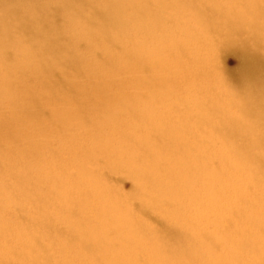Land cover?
<instances>
[{
	"label": "bare ground",
	"instance_id": "obj_1",
	"mask_svg": "<svg viewBox=\"0 0 264 264\" xmlns=\"http://www.w3.org/2000/svg\"><path fill=\"white\" fill-rule=\"evenodd\" d=\"M41 1L48 4H37L35 7L22 2L15 7L0 5L3 15L19 16L0 18V67L4 68L0 85L10 86L12 77L20 74L15 69L11 70L13 62L20 68L33 64L42 69L46 82L42 84L39 96H28L26 102L19 107L26 123L42 127L47 124L54 126L58 133L71 136L76 147L79 140L90 137L94 131L103 136L97 143L92 144L88 151L83 152L82 159L75 160L74 163L77 168L74 175L87 185V190L80 191L79 202L72 203L66 199L58 204L63 217L75 223L63 219V222L70 225L69 231L62 233L68 237L66 246L73 247H70L71 261L74 264H118L115 259L108 261L107 256L117 257V253L121 251L125 255V264H264V209L257 212L252 221L248 222V225L256 227L250 232L253 242L247 247L239 246L235 242L215 243L203 237L202 246L195 244L198 249L181 251V246L192 244L189 239L194 227L188 221L181 224V212L171 215L173 220L169 228H166V224L160 219L164 207L171 202L179 203L183 200L179 189L185 187V182H205L213 176L214 180L217 179L216 173L204 172L207 168L203 167L206 160L215 159L221 163L230 161L232 169L237 173L250 169L256 175L264 177V124L261 122V106L264 104L262 0H239L242 7L252 10L247 19L243 14L233 15L225 12L223 8H207L205 2H212L211 0H162L166 8L175 10V14L183 13V9L192 14L193 25L183 24L181 33L191 48L184 49V46L178 44L169 56L165 65L170 63L171 58V77L165 92L167 99L171 100L173 97L184 105L181 114L168 116L170 120L174 121L178 116H182L188 123L195 125L190 131L183 132L181 124L170 122L172 126H180L181 130L162 131L156 136L148 133L145 139V142L164 145L145 146L143 141L138 140L129 147H115L117 143L111 136L106 137L105 131L110 125L116 127L119 117H133L130 114L135 112L132 111L134 103L121 93H112L110 83L100 89L99 86L93 89V98L80 94L73 80L72 83L70 80H57L53 71L55 68L71 69L74 77L83 74L87 76L85 71H89L90 66L70 40V34L84 27V35H98L109 43L111 38L107 31L114 32L131 26L133 32L139 33L141 0ZM199 2L201 3L198 4ZM227 4L229 3H225ZM126 7H130L128 14L124 13ZM143 9L145 24H150V18L154 15L157 19V14L146 3H143ZM34 13L50 14L53 17H27ZM159 15V21H162L166 12ZM224 15H227V18ZM62 19H67L66 25L61 24ZM173 19L169 17L166 22H172ZM159 21L156 23H160ZM244 31L247 32V40L242 44ZM218 46L223 48L224 52L232 51L238 54L239 79L233 82L237 91L236 108L232 101L229 104L231 109L236 110L234 114L228 113L229 110L223 105L227 101L225 96L218 95L219 97L204 100L205 98L200 96L202 91L198 90L199 85H194L195 89L189 87V80L197 82L204 79L203 75L193 70V65L210 64L213 52ZM152 60L153 58L149 57L146 61L148 68H152L153 63H149ZM123 61L125 66L117 78L122 87L133 92L128 93L130 96L139 98L140 46L135 48L133 53L125 47ZM178 79L180 93L176 87ZM145 81L149 83L151 76ZM147 85L149 88L146 92L149 96L146 97L153 100L157 95H154L152 85ZM200 98L203 101H200ZM5 100L13 101L9 96H6ZM44 101L53 102L50 110ZM9 107L12 108V105ZM196 110L207 113L200 112L195 116ZM101 114H106L107 117L104 118ZM93 119H96V122ZM148 124L152 125L150 122ZM196 132H199L197 136L200 137L195 136ZM215 134H221L225 142L218 151L213 152L205 146V141ZM124 138L136 140L133 136L125 135ZM31 148H34V144ZM198 151L203 158L194 156ZM255 151H260L261 154L255 155ZM198 161L203 169L200 174L198 170L194 173L195 163ZM97 165L104 166L113 176H120L119 179L123 180L125 177L132 180L133 184L129 185L128 191L120 187L123 191L118 194V199L116 195L111 196L107 192L98 195L93 191L96 190L98 181L90 179L94 178L92 170ZM204 194L210 198L216 194V190L209 187ZM90 202L97 205L91 222L76 224L75 219L87 209ZM132 203L134 204L131 209ZM235 215L234 213L233 216ZM128 216L135 219L147 218V222L155 230L146 232L134 223L127 224L125 219ZM192 216L203 218L199 213ZM235 219L240 220L237 215ZM107 221L110 224L106 227L104 222ZM124 230L127 231L126 234ZM130 235L135 236V239H143L144 245L139 246L130 239ZM231 236L232 231L229 230V237ZM202 254L204 257L211 254L213 259L201 261L199 255ZM235 254L236 258L233 257ZM29 264H36V261L32 260Z\"/></svg>",
	"mask_w": 264,
	"mask_h": 264
},
{
	"label": "rangeland",
	"instance_id": "obj_2",
	"mask_svg": "<svg viewBox=\"0 0 264 264\" xmlns=\"http://www.w3.org/2000/svg\"><path fill=\"white\" fill-rule=\"evenodd\" d=\"M211 1L213 3L205 2L207 8H223L225 12L233 15L243 14L245 19L249 18L248 14L252 11L242 7L239 0ZM20 2L31 4L32 7L37 4H48L41 0H0V5L2 4V7L14 5L15 7ZM143 3H146L157 14V19L155 15L150 18V24H145ZM225 3L229 4L225 5ZM140 4L142 9L139 33L133 32L131 26H126L123 30L117 29L114 32L107 31L111 38L110 42L113 44L98 35L91 37L84 35V27H80L77 32L70 34V40L90 66V70L85 71L87 76L83 74L74 77L71 69L55 68L53 71L57 80H70L71 83L73 80L77 92L80 94H86L93 98L95 93L92 92L93 89L98 86L100 89L110 83L112 93H121L127 100L134 103L132 111L135 110V112L130 114L133 117L121 116L116 127L110 125L105 131L106 137L111 136V139L117 143L114 145L115 147L119 145L129 147L131 143L138 140L143 141L145 146H161L164 144L145 142L148 133L156 136L162 131L181 130L180 126H176L178 124L182 125V130L185 132L186 130L190 131V128L195 125V123H188L182 116H178L174 121L170 120L168 116L181 114L184 105L182 102L175 101L173 97L171 100L167 99L165 92L171 77V58L170 63L165 65L169 56L174 52L176 46H179L178 44L184 46V49L191 48L186 44L181 33L183 24L193 25L192 14L186 9L182 10L183 13L175 14V10L166 8L162 0H141ZM261 4H264V0L261 1ZM129 8H125V14L130 13ZM1 10L0 18L1 16L19 17L3 15ZM165 12L164 18L162 19V16V21H159V13L165 14ZM43 13H34L27 17L44 19L53 17ZM169 17L174 18L172 22H166L169 21ZM66 21L67 19H62L61 24L66 25ZM157 21L160 23H156ZM146 32L151 35L148 36ZM246 34L247 32L244 31L242 44L247 40ZM138 46H140L139 98L130 96L128 93L133 92L122 87L117 78L125 66L124 61L122 62L123 49L126 47L130 53H133V50ZM222 49L219 46L215 48L210 64L202 66L196 63L193 65V70L199 75H203L204 79L197 82L189 80L191 81L189 87L195 89L194 85H199L198 90L202 91L200 96L205 98L204 100L216 98L218 95L225 96L227 101L223 105L229 110L228 113L234 114L236 110L231 109L229 104L232 101L236 108L237 96L235 95L237 91L233 87V82L239 79L240 64L237 53L224 52ZM149 57L153 58L149 62L153 63L152 68H148L146 65ZM120 62L121 65H119ZM3 69L0 67V79L4 75ZM14 69L20 74L12 77V84L10 86L0 85V264H29L32 260L36 261V264H74L71 261L70 249L73 247L66 246L68 237L62 233L69 231L70 225L63 222V219L68 221L69 219L63 217L58 209V204L66 199L72 203L79 202L80 191L87 190V185L74 175L77 170L74 163L75 160L82 159L83 152L88 151L91 145L97 143L103 136L94 131L90 137L79 140L76 147L71 136L58 133L54 126L47 124L46 127H42L38 124L26 123L19 107L26 102L28 96H39L42 84L46 80L42 69L33 64L20 68L13 62L11 70ZM149 75L151 81L147 83L145 79ZM178 81L180 79L176 81V87L180 93L181 88ZM147 84L152 85L151 89L154 95H157L153 100L146 97L149 96ZM6 96L11 97L13 101H6ZM200 101L203 99L200 98ZM11 105L12 108L9 107ZM46 105L50 110L53 102H46ZM200 112L207 113V111L196 110L194 115L197 116ZM209 112L212 114L211 109ZM100 116L107 117L106 114ZM93 121L96 122V119ZM148 122L152 125H149ZM170 122H175L176 125L172 126ZM204 130L205 128L202 129V132ZM198 133L196 132L195 136ZM125 135L133 136L136 140L126 139ZM224 142L221 134H215L205 141V146L215 152L221 148ZM32 144H34L33 149L31 148ZM227 144L229 146V143ZM255 152V155L261 154L260 151ZM194 156L198 159L203 158L200 151ZM199 161L195 163L194 173L198 170L200 174V170L203 171V169ZM205 166L207 168L204 172L216 173L217 179L214 180L213 176L205 182L200 180L185 182V187L179 189L183 200L179 203L171 202L164 207V211L160 213L162 215L160 219L166 224V228H169L173 220L171 215L181 212V224L188 221L194 227L190 237L192 240L189 239L192 244L181 246V251L190 252L198 249L195 244L202 246L204 244L201 240L203 237H207L204 239L215 241V243L224 241L235 242L239 246L251 245L253 239L250 238V232L256 226H250L248 222L252 221L257 212L264 209V177L256 175L250 169H243L237 173L232 169L230 161L221 163L218 160L209 159L206 160L203 167ZM92 175L94 178H89L98 181L96 190L93 191L100 196L107 192L111 196L116 195V199H118L120 191H128L129 185L133 184L132 180L125 179V177L122 180L119 179L120 176L111 175L101 165H97L92 170ZM262 175L264 176V173ZM209 187L214 188L216 194L207 198L204 193ZM96 208V203L90 202L87 209L75 219L76 224L91 222L90 219ZM194 213H199L203 218L193 217ZM234 213L239 217V221L235 219L236 215L233 216ZM202 219L203 221H201ZM125 220L127 224L134 223L146 232L155 230L145 217L135 219L133 216H128ZM242 220L246 222H241ZM104 224L107 227L110 223L107 221ZM229 230L232 231L231 237H229ZM124 233L126 234L127 231L124 230ZM130 239L139 246L144 245V240L140 237L135 239V236L130 235ZM151 245L154 246L152 242ZM117 254V257L108 255L107 260L115 259L116 263L125 264L124 253L119 251ZM202 256L199 255L201 261L213 259L211 254L206 257ZM233 257L236 258L237 255L235 254Z\"/></svg>",
	"mask_w": 264,
	"mask_h": 264
},
{
	"label": "snow or ice",
	"instance_id": "obj_3",
	"mask_svg": "<svg viewBox=\"0 0 264 264\" xmlns=\"http://www.w3.org/2000/svg\"><path fill=\"white\" fill-rule=\"evenodd\" d=\"M261 122L264 124V104L261 106Z\"/></svg>",
	"mask_w": 264,
	"mask_h": 264
}]
</instances>
